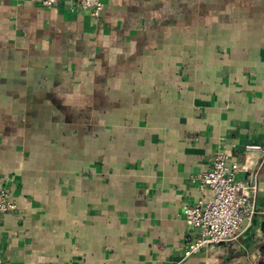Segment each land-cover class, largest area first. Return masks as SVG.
<instances>
[{
  "label": "crops",
  "instance_id": "crops-1",
  "mask_svg": "<svg viewBox=\"0 0 264 264\" xmlns=\"http://www.w3.org/2000/svg\"><path fill=\"white\" fill-rule=\"evenodd\" d=\"M0 0L4 264H257L264 0ZM248 146L260 151H248ZM256 184L234 239L184 257L196 175Z\"/></svg>",
  "mask_w": 264,
  "mask_h": 264
},
{
  "label": "built area",
  "instance_id": "built-area-1",
  "mask_svg": "<svg viewBox=\"0 0 264 264\" xmlns=\"http://www.w3.org/2000/svg\"><path fill=\"white\" fill-rule=\"evenodd\" d=\"M62 0H42L44 8H53ZM79 7L97 18L102 9V0H78ZM248 151H260L259 147L248 146ZM264 152V151H263ZM240 167L229 161L224 150L214 153L210 167L196 175L195 180L200 198L191 205L182 207V216L189 228L199 230V237L186 240L184 257L234 239L244 219H252L256 214L252 196L256 194V184L252 177L247 182L237 181ZM17 205L6 190L0 189V215L16 211ZM0 264H4L0 259Z\"/></svg>",
  "mask_w": 264,
  "mask_h": 264
},
{
  "label": "trees",
  "instance_id": "trees-1",
  "mask_svg": "<svg viewBox=\"0 0 264 264\" xmlns=\"http://www.w3.org/2000/svg\"><path fill=\"white\" fill-rule=\"evenodd\" d=\"M261 234H262V240L260 245L258 246V252H259V261L257 264H264V215L262 217V223L260 225Z\"/></svg>",
  "mask_w": 264,
  "mask_h": 264
}]
</instances>
